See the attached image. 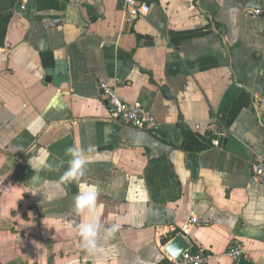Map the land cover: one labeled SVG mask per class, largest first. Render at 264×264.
<instances>
[{
	"label": "crops",
	"instance_id": "0c3cea01",
	"mask_svg": "<svg viewBox=\"0 0 264 264\" xmlns=\"http://www.w3.org/2000/svg\"><path fill=\"white\" fill-rule=\"evenodd\" d=\"M137 1L129 21L118 0H0V264H96L75 230L88 188L120 225L103 264H177L180 234L208 264H264V0ZM101 82L156 128L111 121ZM70 146L93 151L58 186Z\"/></svg>",
	"mask_w": 264,
	"mask_h": 264
},
{
	"label": "built area",
	"instance_id": "2783aa9c",
	"mask_svg": "<svg viewBox=\"0 0 264 264\" xmlns=\"http://www.w3.org/2000/svg\"><path fill=\"white\" fill-rule=\"evenodd\" d=\"M125 8L127 19L134 21L138 17L146 16L150 7L141 4L137 0H118ZM191 8L195 7L196 0H187ZM260 9L254 11V15L260 16ZM100 90L107 103L109 118L111 121L121 125L130 126L143 131H152L156 128L157 122L150 110L143 103L125 102L117 93V84L110 82H101ZM215 147L221 146V140L213 139ZM252 179L256 184H264V158L257 157L252 164ZM190 222L192 225L200 224L199 219L194 213L191 214ZM227 256L235 261H246L249 259L248 253L243 244L235 240L227 250ZM175 261V260H174ZM209 257L201 251H187L182 257L175 261L177 264H208Z\"/></svg>",
	"mask_w": 264,
	"mask_h": 264
},
{
	"label": "clouds",
	"instance_id": "9594fccd",
	"mask_svg": "<svg viewBox=\"0 0 264 264\" xmlns=\"http://www.w3.org/2000/svg\"><path fill=\"white\" fill-rule=\"evenodd\" d=\"M65 151L70 158L68 160V167L56 182L58 186L68 182H78L85 176L89 153L93 149H81L70 146ZM35 159L33 157L29 160L32 168ZM48 169L53 170L51 164L48 165ZM98 207V191L95 188L79 191L74 196L73 211L85 217L75 225V230L80 237L78 246L87 255L95 257L96 264H103L105 249L101 245V241L106 243L113 239L120 225L119 223L107 227L102 225L97 215Z\"/></svg>",
	"mask_w": 264,
	"mask_h": 264
},
{
	"label": "water",
	"instance_id": "95a60500",
	"mask_svg": "<svg viewBox=\"0 0 264 264\" xmlns=\"http://www.w3.org/2000/svg\"><path fill=\"white\" fill-rule=\"evenodd\" d=\"M190 249V244L188 243L186 238L182 234H180L166 246L165 251L169 254L170 257L177 261Z\"/></svg>",
	"mask_w": 264,
	"mask_h": 264
}]
</instances>
